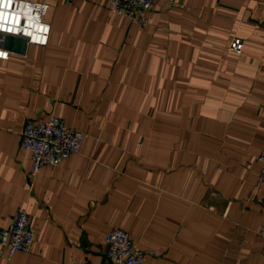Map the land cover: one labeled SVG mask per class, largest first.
<instances>
[{
  "label": "crops",
  "instance_id": "crops-1",
  "mask_svg": "<svg viewBox=\"0 0 264 264\" xmlns=\"http://www.w3.org/2000/svg\"><path fill=\"white\" fill-rule=\"evenodd\" d=\"M38 1L47 44L0 59V229L23 208L36 235L0 264H112L113 228L142 264H264V0H153L144 27L106 0ZM51 115L80 152L29 182L23 124Z\"/></svg>",
  "mask_w": 264,
  "mask_h": 264
},
{
  "label": "built area",
  "instance_id": "built-area-1",
  "mask_svg": "<svg viewBox=\"0 0 264 264\" xmlns=\"http://www.w3.org/2000/svg\"><path fill=\"white\" fill-rule=\"evenodd\" d=\"M116 16H125L144 27L147 12L153 0H106ZM48 3L38 0H0V59L7 60L14 39L21 38L25 44L45 46L48 42L50 25L45 20ZM228 49L241 54L243 43L233 38ZM84 133L66 125L59 116L51 115L46 121H24L20 135V146L31 154L29 182L44 165L58 166L71 155L78 154ZM261 163L260 178H264V155L258 156ZM31 184V183H30ZM259 233L264 241V224ZM36 231L30 224L25 209L16 210L7 228L0 229V255L10 260L16 252H28ZM106 244L105 256L112 264H142L146 253L138 248L129 235L113 228L102 236ZM155 255V252L151 253ZM264 254V242L262 247ZM72 264H88L76 262Z\"/></svg>",
  "mask_w": 264,
  "mask_h": 264
}]
</instances>
